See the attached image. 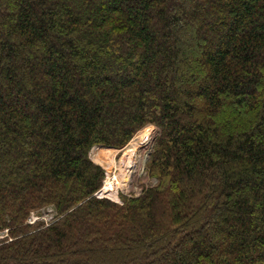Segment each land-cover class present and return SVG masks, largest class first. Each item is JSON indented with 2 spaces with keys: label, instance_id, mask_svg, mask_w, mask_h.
<instances>
[{
  "label": "trees",
  "instance_id": "obj_1",
  "mask_svg": "<svg viewBox=\"0 0 264 264\" xmlns=\"http://www.w3.org/2000/svg\"><path fill=\"white\" fill-rule=\"evenodd\" d=\"M0 264H264V0H0Z\"/></svg>",
  "mask_w": 264,
  "mask_h": 264
},
{
  "label": "rangeland",
  "instance_id": "obj_2",
  "mask_svg": "<svg viewBox=\"0 0 264 264\" xmlns=\"http://www.w3.org/2000/svg\"><path fill=\"white\" fill-rule=\"evenodd\" d=\"M143 128L144 129H140L132 138L131 142L127 146L125 145L123 148L97 146L92 149L91 158L96 163L102 165L106 170L107 175L104 181V187L109 182V184H111V187L113 188L110 194H103V187V189L98 192V195L108 197L114 201H118L119 203H121L123 195H139L141 194L143 188L155 184L156 180L148 174L146 165L150 153L153 149L156 137L160 133V129L154 124H148ZM143 132L148 135L147 150L149 151V153L148 155H146L143 165L139 167L137 174L132 179H130L131 182H129L127 172L123 169L122 165L120 164L121 162L124 163L128 160L127 156L125 157V152L127 151V148H129L133 141L136 139V137ZM33 216L38 217L37 220L39 221L43 220L45 222H49L55 216V212L52 208H44L40 211H37L36 214H34Z\"/></svg>",
  "mask_w": 264,
  "mask_h": 264
},
{
  "label": "bare ground",
  "instance_id": "obj_3",
  "mask_svg": "<svg viewBox=\"0 0 264 264\" xmlns=\"http://www.w3.org/2000/svg\"><path fill=\"white\" fill-rule=\"evenodd\" d=\"M148 135H146L144 132L140 133L136 139L133 141V143L130 145L129 148H127V151L125 152V157L127 156L126 162H121L120 165H122L123 169L127 172L128 180L131 182L130 179H132L139 170V167H141L144 163V160L146 158V155H148L149 151L148 149ZM152 141V140H151ZM142 151V153H141ZM124 158V157H123ZM125 160V159H124ZM127 182V183H129ZM113 190L111 187V184L109 182L106 184L104 189L102 190L103 194H110V192ZM38 221V220H37ZM36 222V221H34ZM32 222V223H34Z\"/></svg>",
  "mask_w": 264,
  "mask_h": 264
},
{
  "label": "built area",
  "instance_id": "obj_4",
  "mask_svg": "<svg viewBox=\"0 0 264 264\" xmlns=\"http://www.w3.org/2000/svg\"><path fill=\"white\" fill-rule=\"evenodd\" d=\"M38 219V217H35V216H32L31 218H30V222H34V221H36Z\"/></svg>",
  "mask_w": 264,
  "mask_h": 264
}]
</instances>
